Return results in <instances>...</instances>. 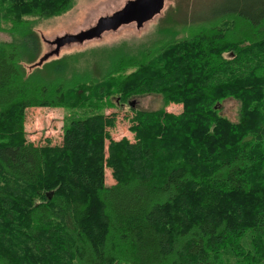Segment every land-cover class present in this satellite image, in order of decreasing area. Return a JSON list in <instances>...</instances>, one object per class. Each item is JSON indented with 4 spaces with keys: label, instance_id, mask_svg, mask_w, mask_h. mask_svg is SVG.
<instances>
[{
    "label": "trees",
    "instance_id": "16d2710c",
    "mask_svg": "<svg viewBox=\"0 0 264 264\" xmlns=\"http://www.w3.org/2000/svg\"><path fill=\"white\" fill-rule=\"evenodd\" d=\"M73 1L0 0V264H264V0H213L94 75L65 79L66 58L25 74L35 18ZM146 93L179 112L132 107ZM123 105L133 138L115 140L99 108ZM61 106L89 110L58 143L25 138L27 108Z\"/></svg>",
    "mask_w": 264,
    "mask_h": 264
},
{
    "label": "rangeland",
    "instance_id": "374dc122",
    "mask_svg": "<svg viewBox=\"0 0 264 264\" xmlns=\"http://www.w3.org/2000/svg\"><path fill=\"white\" fill-rule=\"evenodd\" d=\"M127 0H74L72 6L65 12L48 18H35L37 21L34 30L39 36L41 49L37 60L32 64L25 65L28 74L35 67L42 66L48 61L60 58L67 59L70 67L65 79L71 78L75 71L79 73L90 71L92 75L97 69L105 66L110 57L117 50H123L128 55L135 54L140 46H152L156 41L170 36L172 31H179V24L183 21H191L200 16L213 0H164L161 10L142 26L136 27L134 22L123 24L116 30L104 31L99 37L79 41L63 42L56 50L53 42L56 38L64 35H74L92 27L101 16L110 15L119 10ZM201 13V14H200ZM26 18H34L27 16ZM167 32L165 33L164 31ZM0 40H8L6 33L0 32ZM143 46V47H144ZM126 56V57H127ZM45 57L41 62L40 60ZM135 57L132 56L130 58ZM125 60L126 67L130 62ZM73 68L76 70L74 71ZM90 69V70H89ZM90 77V76H89ZM77 85V95L86 96L91 92V81ZM83 92V93H82ZM72 93H70L71 95ZM132 107L142 110H156L164 108L168 112L177 113L180 105L177 103L164 104L160 94L146 93L130 98ZM30 107L26 109L24 121V136L28 141L39 144L49 139L51 143L61 141L62 131L73 118H80L87 114L88 107ZM221 113L231 121L238 118L239 102L233 98H225L219 102ZM87 109V110H86ZM100 112L110 113L116 111L115 126L109 129L112 139L118 140L124 137L133 138L129 130V117L131 111L127 105L118 107L99 108ZM106 181L111 182L109 171L106 170Z\"/></svg>",
    "mask_w": 264,
    "mask_h": 264
},
{
    "label": "water",
    "instance_id": "95a60500",
    "mask_svg": "<svg viewBox=\"0 0 264 264\" xmlns=\"http://www.w3.org/2000/svg\"><path fill=\"white\" fill-rule=\"evenodd\" d=\"M163 3L164 0H127L119 10L110 15L99 17L92 27L74 35H64L56 38L53 41L56 44V50L63 42H81L99 37L104 31L116 30L119 26L130 22H134L136 27H140L161 10Z\"/></svg>",
    "mask_w": 264,
    "mask_h": 264
}]
</instances>
